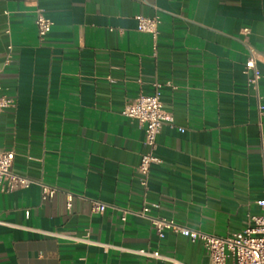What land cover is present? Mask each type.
Here are the masks:
<instances>
[{
    "label": "crops",
    "instance_id": "0c3cea01",
    "mask_svg": "<svg viewBox=\"0 0 264 264\" xmlns=\"http://www.w3.org/2000/svg\"><path fill=\"white\" fill-rule=\"evenodd\" d=\"M37 9L53 21L42 40ZM138 15L159 16L155 38L136 29ZM244 39L261 71L257 91L243 73ZM154 83L173 121L156 136L161 161L144 188L143 130L121 111ZM0 96L12 99L0 147L33 181L0 191V264H171L124 250L137 247L209 264L199 240L159 239L136 214L143 202L221 236L262 213L264 0H0ZM39 183L53 195L43 198ZM93 201L105 211L92 212Z\"/></svg>",
    "mask_w": 264,
    "mask_h": 264
},
{
    "label": "built area",
    "instance_id": "2783aa9c",
    "mask_svg": "<svg viewBox=\"0 0 264 264\" xmlns=\"http://www.w3.org/2000/svg\"><path fill=\"white\" fill-rule=\"evenodd\" d=\"M136 20V29L138 31L149 33L153 38L156 37L161 22L158 15H138ZM34 23L40 40L44 39L53 25V21L45 17L40 9L36 10ZM242 30L244 33L248 32L247 28H243ZM243 43L248 52L243 73L246 75L247 84L257 91L261 71L256 64V51L245 39ZM7 47L10 48V45ZM160 89L161 84L154 83V92L152 94H138L126 102L121 111L122 115L135 119L143 130L142 142L145 151L140 155L136 168L140 174L139 183L144 188L147 184L150 166L161 161L154 153L156 136L163 123H171L173 121L172 114L163 107ZM11 105V98L0 96V113L5 107ZM257 109L259 115L263 114L264 104L258 103ZM180 130L182 131V129ZM13 156L14 152L12 150L0 147V191H13L19 188H26L33 182L30 178L16 174L11 170ZM39 184L43 198L51 197L55 192L54 187L44 183ZM70 200L71 197H68L67 205H69ZM256 203L262 213L251 216V224L241 231L224 236L187 227L177 222L174 218L150 214L151 208H158L159 205L157 203L144 201L136 214L148 220L150 228L159 239L164 237L165 233L173 232L187 237L190 241L199 240L208 255L209 264H264V177L262 197ZM106 207L107 204L103 202L93 201L91 211L94 213H103ZM124 213L121 215V220L125 219ZM56 234H60L66 239L75 242L93 243L88 238L87 233L83 236H76L71 233ZM124 250L145 258L169 261L171 264H186L172 256L160 253L157 249L137 247L124 248Z\"/></svg>",
    "mask_w": 264,
    "mask_h": 264
}]
</instances>
